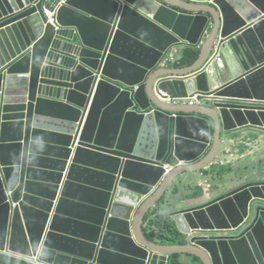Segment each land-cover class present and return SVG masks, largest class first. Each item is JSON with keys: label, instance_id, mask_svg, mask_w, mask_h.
Listing matches in <instances>:
<instances>
[{"label": "water", "instance_id": "water-1", "mask_svg": "<svg viewBox=\"0 0 264 264\" xmlns=\"http://www.w3.org/2000/svg\"><path fill=\"white\" fill-rule=\"evenodd\" d=\"M185 46L194 64L159 67ZM246 128L264 130V0H0V264H264V168L159 214ZM160 215L179 236L153 237Z\"/></svg>", "mask_w": 264, "mask_h": 264}, {"label": "crops", "instance_id": "crops-1", "mask_svg": "<svg viewBox=\"0 0 264 264\" xmlns=\"http://www.w3.org/2000/svg\"><path fill=\"white\" fill-rule=\"evenodd\" d=\"M188 49H190L188 46L176 49V51H180L178 55L180 61ZM53 128L58 130L56 127ZM43 141L49 142L48 145L62 147V143L58 140L43 139ZM228 154L234 155V157L231 158V162L228 160ZM43 157L57 160H62L64 158L61 153L53 151L48 152L46 156ZM218 160L220 161L219 165L213 166L210 169L212 170L211 172L206 170L207 172L202 171V173H200L196 171L186 174L182 179V183L176 185L169 193L171 201L169 208L166 206L159 214H165L170 210L183 209L203 203L213 195V189L220 182L226 181L232 185L246 182L255 175L253 174V170L255 169H251L253 165H258L259 167L263 166V169L264 130L246 128L234 132L226 139ZM202 182L211 184L212 188L205 189L201 186ZM151 216L152 215H150L149 218ZM180 264H200V261L192 256H181Z\"/></svg>", "mask_w": 264, "mask_h": 264}, {"label": "built area", "instance_id": "built-area-1", "mask_svg": "<svg viewBox=\"0 0 264 264\" xmlns=\"http://www.w3.org/2000/svg\"><path fill=\"white\" fill-rule=\"evenodd\" d=\"M45 16L47 18H49L50 23H52L53 25H55L58 29L60 28L57 24V14L56 13H52V12H45ZM180 59L178 58V56L174 55V54H169L166 55L159 63V67L160 68H169V67H173L176 66L177 64H179ZM162 100L169 102L173 105H190V106H194L195 103L197 102V99L199 97V95H195L194 97H192L191 99L185 100V99H171L170 96H168L167 94H163L162 93ZM234 155L232 154H228V160L229 162H231V158H233ZM220 161L217 160V162L213 165V166H217L219 165ZM212 166V167H213ZM211 167V168H212ZM201 186H203L205 189H210L212 188V185L209 183H201ZM232 230H222V231H216V235H227L229 232H231ZM212 236H215V234H211L208 233L205 235V237L210 238Z\"/></svg>", "mask_w": 264, "mask_h": 264}, {"label": "trees", "instance_id": "trees-1", "mask_svg": "<svg viewBox=\"0 0 264 264\" xmlns=\"http://www.w3.org/2000/svg\"><path fill=\"white\" fill-rule=\"evenodd\" d=\"M199 57V51H195V50H191L188 49L187 52H185V54L182 56L181 61L179 62V64H177L175 67H188L191 66L192 64H194V62L198 59ZM153 228L154 226L156 227V233L153 229V237L158 236L159 232L160 235L162 236H170V237H174V236H179V232L176 228V225L174 222H172L170 220V218H167L166 216H158L155 219H153L151 221ZM182 243V242H181ZM174 262L173 264H180V262L178 261V258L175 257L174 258Z\"/></svg>", "mask_w": 264, "mask_h": 264}, {"label": "rangeland", "instance_id": "rangeland-1", "mask_svg": "<svg viewBox=\"0 0 264 264\" xmlns=\"http://www.w3.org/2000/svg\"><path fill=\"white\" fill-rule=\"evenodd\" d=\"M262 167L263 166H258V165H253L252 167H251V169H255V170H253V174H260L261 172H263V169H262ZM258 170V171H257ZM257 171V172H256Z\"/></svg>", "mask_w": 264, "mask_h": 264}]
</instances>
